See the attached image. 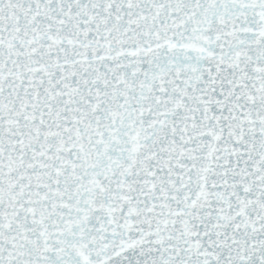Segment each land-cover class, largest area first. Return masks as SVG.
I'll use <instances>...</instances> for the list:
<instances>
[{
    "label": "snow or ice",
    "instance_id": "1",
    "mask_svg": "<svg viewBox=\"0 0 264 264\" xmlns=\"http://www.w3.org/2000/svg\"><path fill=\"white\" fill-rule=\"evenodd\" d=\"M0 264H264V0H0Z\"/></svg>",
    "mask_w": 264,
    "mask_h": 264
}]
</instances>
